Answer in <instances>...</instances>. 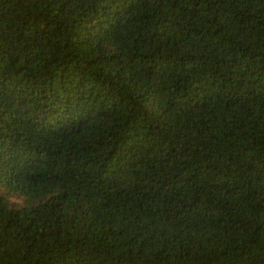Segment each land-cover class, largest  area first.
<instances>
[{
    "label": "trees",
    "instance_id": "obj_1",
    "mask_svg": "<svg viewBox=\"0 0 264 264\" xmlns=\"http://www.w3.org/2000/svg\"><path fill=\"white\" fill-rule=\"evenodd\" d=\"M0 264H264V0H0Z\"/></svg>",
    "mask_w": 264,
    "mask_h": 264
}]
</instances>
